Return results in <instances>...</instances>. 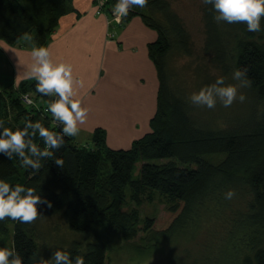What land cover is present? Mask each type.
Listing matches in <instances>:
<instances>
[{
    "label": "trees",
    "instance_id": "trees-1",
    "mask_svg": "<svg viewBox=\"0 0 264 264\" xmlns=\"http://www.w3.org/2000/svg\"><path fill=\"white\" fill-rule=\"evenodd\" d=\"M68 2L0 0V41L13 46L28 38L32 47L45 46L67 13ZM104 2L102 10L109 17L116 0ZM142 8L145 11L130 8L121 23L138 16L157 33L147 46L159 83L150 132L125 150L108 148L99 128L91 135V147L65 137V145L55 153L63 165L42 158L38 172L22 167L15 156L7 159L0 154V178L33 187L51 202V207L38 206L43 213L31 223L8 217L0 220V236L10 235V248H16L24 264L41 257L47 260L57 248L72 257L83 256L84 264H105L115 241L127 242L138 233H151L154 221L140 219L138 210L129 209L128 204L139 206L145 195L150 200L157 192L169 201L164 218L152 231L157 248L178 238L192 241L205 231L214 236L224 229L229 247L243 251L244 264H264V31L258 39L251 33L239 39L235 31L244 22H216L211 5H204L205 52L211 53L212 63L224 72L228 60L233 71L247 69L251 81L244 87L251 99L246 111L226 118L227 126L217 128L212 122L197 121L186 96L175 92L170 83V55L189 53L182 22L166 0H147ZM261 27L264 29V17ZM35 84L31 79L15 89L0 91V120L6 127H23L26 121H35L38 107L42 123L59 132L46 111L52 98L37 93ZM24 95L32 104L23 101ZM33 140L43 147L39 136ZM212 155L223 158L218 163L204 158ZM229 189L235 195L225 199ZM53 216H59L75 237L59 238L49 245L46 239L51 229H42L40 222ZM171 263L176 264L174 258Z\"/></svg>",
    "mask_w": 264,
    "mask_h": 264
},
{
    "label": "crops",
    "instance_id": "crops-1",
    "mask_svg": "<svg viewBox=\"0 0 264 264\" xmlns=\"http://www.w3.org/2000/svg\"><path fill=\"white\" fill-rule=\"evenodd\" d=\"M96 10L94 0H69L45 46L54 61L70 64L74 78L82 81L74 85V98L89 111L74 142L89 140L99 128L108 148L125 150L150 132L156 111L159 83L147 46L157 33L138 16L117 24ZM28 42L0 41V91L31 80L24 78L32 62Z\"/></svg>",
    "mask_w": 264,
    "mask_h": 264
},
{
    "label": "clouds",
    "instance_id": "clouds-1",
    "mask_svg": "<svg viewBox=\"0 0 264 264\" xmlns=\"http://www.w3.org/2000/svg\"><path fill=\"white\" fill-rule=\"evenodd\" d=\"M101 4L103 0H100ZM147 0H116L113 15L117 22L127 16L133 6L144 7ZM211 5L213 20L216 22H244L249 32L264 31L261 18L264 17V0H203ZM32 62L24 72V78L36 81L35 91L42 96L51 97L46 111L51 114L52 122L56 123L60 131L50 130L41 120H28L23 127L15 129L6 127L0 120V154L7 159L18 158L22 167L38 172L42 158H53L58 166H62L63 159L55 153L65 145V137L78 135L80 124L87 120L88 108L81 106V101L75 99L74 85L81 84L73 76L70 64L56 62L51 58L49 47L38 46L31 49ZM232 79L237 84H225L223 77H218L213 83L200 87L189 96L192 104L208 109H214L219 102L225 108L235 101L243 103L246 100L239 88L250 86L247 69H234ZM39 136L43 142L41 148L33 137ZM234 190L224 193L225 199H231ZM51 202L43 198L33 187L25 184H10L0 178V220L8 217L12 221L31 223L43 211L38 206ZM0 264H24V258L15 247H0ZM33 264H84L83 256L72 257L67 250L57 248L47 260L42 257L33 260Z\"/></svg>",
    "mask_w": 264,
    "mask_h": 264
},
{
    "label": "rangeland",
    "instance_id": "rangeland-1",
    "mask_svg": "<svg viewBox=\"0 0 264 264\" xmlns=\"http://www.w3.org/2000/svg\"><path fill=\"white\" fill-rule=\"evenodd\" d=\"M166 1L169 3L170 9L177 15L184 26L188 35L189 47L188 54L176 51L168 59V71L172 89L177 93L179 92L180 95L184 94L186 101L190 102L189 96L193 91H197L200 87L213 83L218 77H223L225 84H237L238 81L232 79L233 67L231 61L228 60L230 65H228L229 68L224 72V70H221L212 63L211 53H207L204 50L206 34L203 19L205 3H203V0ZM138 9L145 11L139 6ZM235 33L240 37L239 39L245 38L247 33L253 34L254 39H258L262 32H249L246 29V25H244L236 29ZM262 38L264 39V36ZM6 88L7 91L11 90L10 83ZM239 92L244 93L246 100L243 103L235 101L227 108L219 102L214 109L196 106L191 102L189 106L191 109H194L192 114L200 123L212 122L214 127H226V118L233 115L242 116L247 109L249 101H251L244 87L239 88ZM176 96L178 97L179 95ZM29 99L33 101L30 97ZM37 109L38 112H35V120L42 121V113H40L41 111L39 112L41 109L38 107ZM77 142L79 146H92L90 138L89 140L78 139ZM204 158L210 162L218 163L222 160L223 155H212ZM168 206L169 201L167 198L159 195L157 192L152 193L150 200L145 195L142 199V204L139 206H134L132 203L128 204L129 209L136 208L138 210L140 219L149 218L154 221L155 224L152 231L157 229L158 223L164 218ZM40 225L42 229H45V227H50L51 229L46 239L49 245L59 238L70 239L75 237V235H72L64 227L59 216L43 219ZM8 229L12 231L11 227ZM152 231L151 233H138L127 242L115 241L112 249L106 254L105 264H172L171 259L173 258L176 264L245 263H243V251L238 247L231 248L227 244L226 231L224 229L218 230L219 232L215 233L214 236L207 235L205 231V233H202L192 241H185L183 238H178L174 243L168 244L164 242L165 244H161L158 248L155 246L156 243L153 240ZM10 245L9 234L0 236V247L10 248Z\"/></svg>",
    "mask_w": 264,
    "mask_h": 264
},
{
    "label": "built area",
    "instance_id": "built-area-1",
    "mask_svg": "<svg viewBox=\"0 0 264 264\" xmlns=\"http://www.w3.org/2000/svg\"><path fill=\"white\" fill-rule=\"evenodd\" d=\"M104 4H105L104 0H103V3H102V4H101L100 0H97V2H96V7H97L96 14H101V13H103V10H102V9H103V7H104ZM108 19H109L111 22H115V23H117V24H120L122 18L119 20V22H117L115 16L113 15V11H112V12H111V15L109 16ZM110 21H109V22H110ZM23 101H24L26 104H28V105L32 104V101L29 99V97H28L27 95H24V96H23ZM53 124L55 125V127L57 128V130L60 131L59 126H58L56 123H53Z\"/></svg>",
    "mask_w": 264,
    "mask_h": 264
},
{
    "label": "water",
    "instance_id": "water-1",
    "mask_svg": "<svg viewBox=\"0 0 264 264\" xmlns=\"http://www.w3.org/2000/svg\"><path fill=\"white\" fill-rule=\"evenodd\" d=\"M121 18H123V17H121Z\"/></svg>",
    "mask_w": 264,
    "mask_h": 264
}]
</instances>
